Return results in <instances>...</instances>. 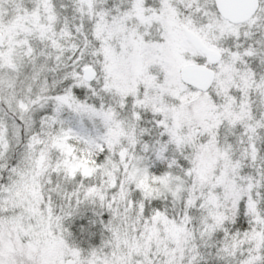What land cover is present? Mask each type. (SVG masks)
I'll list each match as a JSON object with an SVG mask.
<instances>
[{"label":"snow or ice","instance_id":"1","mask_svg":"<svg viewBox=\"0 0 264 264\" xmlns=\"http://www.w3.org/2000/svg\"><path fill=\"white\" fill-rule=\"evenodd\" d=\"M0 264H264V0H0Z\"/></svg>","mask_w":264,"mask_h":264}]
</instances>
